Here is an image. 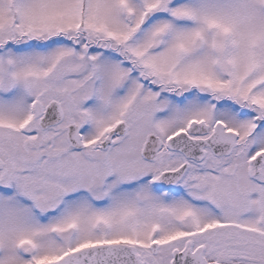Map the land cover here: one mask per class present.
Wrapping results in <instances>:
<instances>
[{"label":"snow or ice","instance_id":"obj_1","mask_svg":"<svg viewBox=\"0 0 264 264\" xmlns=\"http://www.w3.org/2000/svg\"><path fill=\"white\" fill-rule=\"evenodd\" d=\"M0 264H264V0H0Z\"/></svg>","mask_w":264,"mask_h":264}]
</instances>
